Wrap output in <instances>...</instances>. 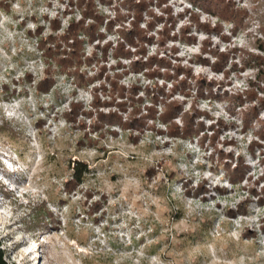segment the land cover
Masks as SVG:
<instances>
[{
    "label": "rangeland",
    "instance_id": "obj_1",
    "mask_svg": "<svg viewBox=\"0 0 264 264\" xmlns=\"http://www.w3.org/2000/svg\"><path fill=\"white\" fill-rule=\"evenodd\" d=\"M218 2L0 0L3 263L264 264V0ZM138 21L168 69L119 55Z\"/></svg>",
    "mask_w": 264,
    "mask_h": 264
},
{
    "label": "trees",
    "instance_id": "obj_2",
    "mask_svg": "<svg viewBox=\"0 0 264 264\" xmlns=\"http://www.w3.org/2000/svg\"><path fill=\"white\" fill-rule=\"evenodd\" d=\"M191 2L195 5H197L199 7V9H205V10L210 11V12L213 10V12H211V13L214 14L215 16H217L220 21H223V20L230 21L232 23L233 27L235 25H237L236 19L227 18L225 16L224 13L226 12V10L223 7V5L220 2H218V0H191ZM137 7H142L141 2L139 3V5ZM96 18H97L96 16L93 17V19H96ZM135 18L136 17H133V19H134L133 21H135ZM132 24H133L132 29L120 31L119 43H120L122 49H121V52L119 55H121L122 58L128 59V60H131L134 56L141 55V58L132 64L134 71H136V72H139V71L143 72V71L152 69L154 65H158L160 68H163V69H168L169 64H167L165 59H157L155 57L146 58L145 45L151 43L152 38H149L148 32L143 30L140 27L139 21L134 22ZM96 28L98 29V27H96ZM233 32H235V31H233ZM83 33L92 39L96 37L94 30L92 32H90V29L86 28L85 23L81 22V23L75 24L73 26V28L71 30H69L68 35L63 36L62 39L59 40V43H63L65 41L66 43H68L69 47L71 49H73L71 51V54H72L71 58L69 59L70 60L69 61L70 67L73 69L74 68L77 69V67H79V65L82 64V62L80 60H79L80 62L77 61L79 59V57L77 56L78 54H76V53H78L77 51H79L78 45L80 43L81 44L83 43L82 41L79 40V36L84 35ZM69 41H72V43H69ZM126 46L129 47V49L130 48L136 49L135 52H131L130 50H126ZM49 49H51V48H49ZM49 51H51V50H49ZM215 57L217 59V62L214 63L215 65H213V66H219L218 68H216L217 72H220V73L224 72L227 65H228L227 59L225 60V62H223V64L221 62H219V59L228 58L227 55L224 53H222V54L216 53ZM144 58L146 59V61L143 60ZM261 61H262V59H260L258 62H256L257 64H255V65H257V66H250V67H252V69L257 70V73H258L257 79H256V80H258V82L250 81L249 85H248L250 88L258 85V87L260 89H262L261 84H264V78H262V76H261V71H262L261 64H260ZM189 76L190 75L188 74V77ZM189 79L193 80V77L190 76ZM190 87H191V85L188 84V82H182V89H183L182 91H184L183 93H186L187 95H189V92H185V90L186 89L189 90ZM178 88H180V86H178V84H177V89ZM206 88H207L206 86H202V90L206 89ZM157 93H158L157 95H154L156 97V99H159L160 97L167 96V94L164 90H160ZM247 94H249V93H247ZM122 95H124V94H122ZM243 103L244 102H239V103L235 104V106H237V108H241L243 106ZM262 103H264V102L262 101ZM176 109H177V107H173L170 111H168L167 115L160 116V120L165 124L170 123L172 121L173 115H177L175 113ZM178 110H179V108H178ZM254 119H255V123L259 122V118H258L257 114L254 116ZM191 131H193L192 125H191L190 129L184 130V132H186V133H189ZM178 135H180V133H178ZM90 172H91V170L85 164H80V163L77 164L74 167V174H73L74 181H76V183H81L83 181L85 175L89 174ZM191 194L192 193H190V195ZM192 195L197 196V193L192 194ZM0 264H5V263H3V256H2L1 252H0Z\"/></svg>",
    "mask_w": 264,
    "mask_h": 264
}]
</instances>
